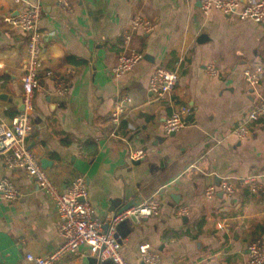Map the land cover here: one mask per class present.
<instances>
[{
    "label": "crops",
    "instance_id": "crops-1",
    "mask_svg": "<svg viewBox=\"0 0 264 264\" xmlns=\"http://www.w3.org/2000/svg\"><path fill=\"white\" fill-rule=\"evenodd\" d=\"M251 1L259 0H241ZM68 2L66 11L58 0H0V122L20 112L27 61V35L3 20L39 3L43 56L32 114L40 123L32 120L28 146L41 167V159L50 162L43 169L58 190L83 177L100 220L112 201L116 212L133 200L134 206L152 198L161 203L157 216L128 218L116 228L128 264H142V244L158 254V264H248V244L259 242L264 252V118L248 121L254 103L264 100V22L203 15L195 0ZM136 19L153 30L132 32ZM130 32L128 47L143 60L114 78L111 69ZM255 66L262 68L256 91L243 81L244 70ZM156 67L178 75L172 94L161 100L148 88ZM58 81L69 84L64 94L56 92ZM124 98L131 103L123 104L116 123L112 114ZM182 106L191 111L187 125L166 135L165 119ZM239 125L249 130L244 139L233 133ZM137 150L143 157L131 160ZM3 178L19 198L0 194V264H27V253H52L62 242L53 202L35 178L9 169L0 157ZM249 178L261 186L257 193L241 186ZM222 180L236 185L235 195L205 198L206 188ZM182 207L187 215L176 216ZM91 257L81 246L59 264H89Z\"/></svg>",
    "mask_w": 264,
    "mask_h": 264
},
{
    "label": "built area",
    "instance_id": "built-area-1",
    "mask_svg": "<svg viewBox=\"0 0 264 264\" xmlns=\"http://www.w3.org/2000/svg\"><path fill=\"white\" fill-rule=\"evenodd\" d=\"M22 3V0H13ZM200 5L203 15L218 12L230 16L238 21H252L256 24L264 22V0L251 1L242 4L241 0H195ZM63 10H70L68 0H58ZM42 8L39 3L28 5L17 16L4 18V22L19 28L27 35L26 56L24 74L21 78V98L24 111L16 114L10 122H0V157L9 169H21L28 176L36 179L39 188L53 202L57 217V230L62 242L52 253L45 256L25 254L27 264H59L64 255H77L81 246H87L91 256L101 261H112L113 264H128L122 255V245L116 239V228L124 220L132 218L142 220L157 216L161 203L157 199H148L134 206L128 211L100 220L95 209L87 200V186L83 177L76 176L70 187L65 192H60L48 173L41 167L39 159L30 151L28 139L34 131L31 114L33 112V100L40 89V71L42 70V38L40 30V16ZM153 25L142 19L132 22L131 31L141 29L145 33L153 30ZM131 32L124 35L125 49L119 55L117 63L111 69V75L119 78L130 72L143 60V54L128 47ZM210 72L214 73L213 69ZM261 66L247 68L243 72V81L247 87L256 91L261 84ZM51 73H47L50 75ZM52 75V74H51ZM178 82V75L164 67H156L148 81L151 94L157 99H164L172 94ZM67 82L58 81L56 92L64 94L68 90ZM131 103L124 98L118 108L112 114L114 122H118L123 104ZM191 113L190 109L182 106L167 117L163 124L166 135L176 133L184 128L187 123L185 118ZM264 118V100L259 98L253 105L248 116V121L255 123ZM233 133L244 139L249 135V130L244 125L237 126ZM142 151H134L130 155L131 160H140ZM242 187H249L251 192L257 193L261 186L254 178H249L241 183ZM236 185L228 180H222L218 186L211 185L206 188L205 198L211 199L217 192H222L227 198L235 195ZM0 194L3 199L15 201L19 193L10 179L0 180ZM188 209L182 207L176 210L175 215L182 217L187 215ZM104 225L108 228L105 231ZM140 261L143 264H158V254L149 244H142L139 248ZM248 264H264V252L259 242H252L247 246Z\"/></svg>",
    "mask_w": 264,
    "mask_h": 264
},
{
    "label": "water",
    "instance_id": "water-1",
    "mask_svg": "<svg viewBox=\"0 0 264 264\" xmlns=\"http://www.w3.org/2000/svg\"><path fill=\"white\" fill-rule=\"evenodd\" d=\"M197 6L200 7L199 3L197 4ZM204 39H205V38L202 36V37L198 40V42H201V41H203ZM18 105H19L18 108H19L20 112H23V111H24V105H23L22 98L19 100V104H18ZM31 118H32V120H33L36 124L40 123V119L38 118V116H37L36 114H31ZM169 135L172 136V135H174V133H171V134H169ZM41 164H42V168H45V167H47V166L50 165V162H48L47 160L41 159ZM216 183H218V181H216ZM222 194H223V193L220 192V193H218V196H219V197H222ZM134 204H135V203H134V200H133V201H130V203H129L128 205L124 206L121 210H119L118 212H116V210H115V208L117 207V206H116V201H112V202H111V208H110L109 210H107V213L104 214L102 220H105V219L108 217V215L111 214V213H114V214L112 215V216H114V215H116L117 213H123V212H125V211H128V210H130L131 208L134 207ZM125 223H126V222H124V223L120 224L119 226H117V227H118L117 230H119V228H121ZM107 228H108V226H107V225H104L103 229H104L105 231L107 230ZM88 262H89V264H101V260H100L99 258L94 257V256L91 257V258L88 260ZM107 262H110V263L113 264L112 261H107ZM142 264H143V263H142Z\"/></svg>",
    "mask_w": 264,
    "mask_h": 264
},
{
    "label": "trees",
    "instance_id": "trees-1",
    "mask_svg": "<svg viewBox=\"0 0 264 264\" xmlns=\"http://www.w3.org/2000/svg\"><path fill=\"white\" fill-rule=\"evenodd\" d=\"M173 239H177L178 238V235L177 234H173Z\"/></svg>",
    "mask_w": 264,
    "mask_h": 264
}]
</instances>
